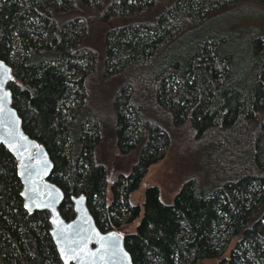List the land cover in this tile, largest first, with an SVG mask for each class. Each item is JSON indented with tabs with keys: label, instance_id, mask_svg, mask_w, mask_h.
Segmentation results:
<instances>
[{
	"label": "trees",
	"instance_id": "1",
	"mask_svg": "<svg viewBox=\"0 0 264 264\" xmlns=\"http://www.w3.org/2000/svg\"><path fill=\"white\" fill-rule=\"evenodd\" d=\"M242 3L264 10V0H0L12 107L49 156L59 214L69 220V197L81 194L100 232L134 224L121 234L131 264H196L229 243L227 264H264V36L246 51L225 31L193 39ZM106 85L103 116L92 98L100 104ZM105 122L120 154L138 147L110 181L93 163ZM177 143L198 154V170L170 203L149 186L130 206L147 168ZM19 190L0 146V264H60L46 214H27Z\"/></svg>",
	"mask_w": 264,
	"mask_h": 264
},
{
	"label": "water",
	"instance_id": "2",
	"mask_svg": "<svg viewBox=\"0 0 264 264\" xmlns=\"http://www.w3.org/2000/svg\"><path fill=\"white\" fill-rule=\"evenodd\" d=\"M12 80L11 67L0 61V146L14 162L22 208L27 214H46L60 264H131L123 236L113 230L100 232L81 194L69 197L72 217L63 220L60 216L63 192L47 180L52 163L45 149L21 128L7 88Z\"/></svg>",
	"mask_w": 264,
	"mask_h": 264
},
{
	"label": "rangeland",
	"instance_id": "3",
	"mask_svg": "<svg viewBox=\"0 0 264 264\" xmlns=\"http://www.w3.org/2000/svg\"><path fill=\"white\" fill-rule=\"evenodd\" d=\"M203 1L207 0H198L199 3ZM81 29L82 26L79 25L74 31L78 33ZM200 29V32L193 39L225 31L230 35V43L233 48L246 51L250 40L264 36V10L249 3H242L213 17ZM113 87L107 85L101 87L98 99L100 104L97 105L96 99L92 98L93 109L99 115H105L101 108L107 105L109 94L114 91ZM110 89L112 90L110 91ZM103 120H106V117ZM104 125L105 127L100 131L98 145H95L93 149V163L102 165L105 176L110 181L119 174L125 175L128 173L136 160L138 147L126 154H120L112 145V133L109 125L107 126V122ZM198 158V154L186 152L178 143L171 144L163 152V157L147 168L137 189L128 196V204L130 206L140 204L142 191L149 186L157 188L162 203H170L181 182L189 174L198 170ZM107 196L109 197L108 192ZM122 222L121 224H123ZM134 226V224H123L117 232L122 235L131 233ZM231 248L232 244L229 243L218 259H205L196 264H227Z\"/></svg>",
	"mask_w": 264,
	"mask_h": 264
}]
</instances>
